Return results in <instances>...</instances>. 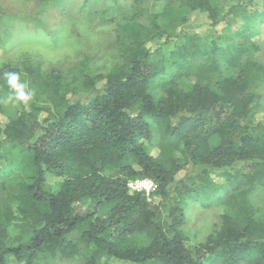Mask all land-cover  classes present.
<instances>
[{
  "label": "trees",
  "instance_id": "16d2710c",
  "mask_svg": "<svg viewBox=\"0 0 264 264\" xmlns=\"http://www.w3.org/2000/svg\"><path fill=\"white\" fill-rule=\"evenodd\" d=\"M80 3L106 54L0 65V264H264V0Z\"/></svg>",
  "mask_w": 264,
  "mask_h": 264
},
{
  "label": "rangeland",
  "instance_id": "374dc122",
  "mask_svg": "<svg viewBox=\"0 0 264 264\" xmlns=\"http://www.w3.org/2000/svg\"><path fill=\"white\" fill-rule=\"evenodd\" d=\"M80 2L60 0L42 8L36 0H0V65L30 56L46 68L62 67L70 65L80 54H106L113 42L110 28L85 22L79 11ZM252 40L260 44L257 58L264 62V31ZM262 96L264 102V86ZM182 177L183 173H179L176 179ZM218 212L217 208L206 211L199 204L188 209L186 231L191 243L204 240Z\"/></svg>",
  "mask_w": 264,
  "mask_h": 264
},
{
  "label": "clouds",
  "instance_id": "9594fccd",
  "mask_svg": "<svg viewBox=\"0 0 264 264\" xmlns=\"http://www.w3.org/2000/svg\"><path fill=\"white\" fill-rule=\"evenodd\" d=\"M4 77L7 85L14 90L17 101L27 104L32 99L33 91L28 90L26 83L20 82V75L18 73L5 72Z\"/></svg>",
  "mask_w": 264,
  "mask_h": 264
},
{
  "label": "built area",
  "instance_id": "2783aa9c",
  "mask_svg": "<svg viewBox=\"0 0 264 264\" xmlns=\"http://www.w3.org/2000/svg\"><path fill=\"white\" fill-rule=\"evenodd\" d=\"M130 193H142L147 198L154 196L157 191V185L149 179H137L127 185Z\"/></svg>",
  "mask_w": 264,
  "mask_h": 264
}]
</instances>
